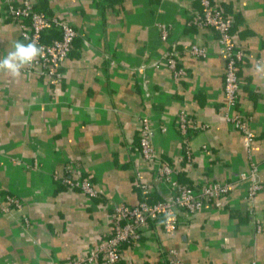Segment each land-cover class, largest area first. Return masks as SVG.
I'll return each mask as SVG.
<instances>
[{"label":"crops","instance_id":"obj_1","mask_svg":"<svg viewBox=\"0 0 264 264\" xmlns=\"http://www.w3.org/2000/svg\"><path fill=\"white\" fill-rule=\"evenodd\" d=\"M29 1L72 23L78 38L57 86L23 71L19 78L0 72V194L19 199L30 222L24 229L19 213L0 212V264H65L87 254L108 236L112 205L139 201L137 173L155 186L157 199L169 197L157 164L139 152L142 115H149L158 156L174 164L179 182L229 181L255 164L264 183V76L253 71L264 61V0H212L236 19L237 44L250 57L239 72V110L254 134L249 144L223 116L224 59L215 32L187 24L193 0ZM17 40L24 42L0 0V57ZM170 43L207 52L180 54L186 74L178 83L161 60ZM180 111L199 127L189 137L191 165L177 160ZM67 165L92 183L98 199L54 181ZM243 192L244 185L222 204L204 205L172 236L160 222L147 223L121 246V263L169 264L166 252L175 250L186 264H264V189L255 196L254 219L239 200Z\"/></svg>","mask_w":264,"mask_h":264},{"label":"built area","instance_id":"obj_2","mask_svg":"<svg viewBox=\"0 0 264 264\" xmlns=\"http://www.w3.org/2000/svg\"><path fill=\"white\" fill-rule=\"evenodd\" d=\"M199 8L188 4L187 24L195 27L212 29L217 37L218 52L224 59L223 96L226 109L224 118L233 130L242 133L247 141L254 140L250 129V117L239 110L240 76L239 72L245 61L250 57L247 51L239 46L236 41L237 23L233 16L225 14L212 0H196ZM5 14L13 20L20 29L24 42L36 41L44 47L45 56L39 58L34 64L22 71L46 79L48 84L57 86L63 81L62 66L73 49V44L78 38V31L72 23L64 18L46 14L33 6L29 0H1ZM235 27V28H234ZM169 28L160 26L161 38L166 40ZM186 53L191 57L205 58V48L196 45L177 49L175 44L166 49L161 60L167 64L175 82H179L186 74L180 66V54ZM155 63H147L146 67H154ZM143 70V66L131 70L132 73ZM1 91V87H0ZM141 127L138 138V148L141 157L147 164H157L156 177L160 184L167 190V200L153 201L151 193L154 187L145 182L143 176L137 173L135 184L140 191V199L135 205L124 202L114 203L111 213V228L95 248L87 254L68 260L65 264H122L121 246L139 237L141 228L148 222H160L163 231L174 235L180 227L187 228L189 219L207 204L219 205L234 191L236 187L244 185V192L239 200L254 219L256 194L264 189V183L257 179L259 167L252 164L249 170L239 173L229 181H215L209 185L187 184L179 182L176 178L178 170L174 164L164 162L158 156L157 148L152 136L153 126L149 115L140 117ZM177 132L180 136L181 155L191 165L193 160L189 150V137L199 127L184 113L176 114ZM163 130V129H162ZM53 179L63 185L77 189L95 199L100 197L88 179L77 178L72 175L71 166H65L62 174H53ZM0 212L3 214L17 212L20 215L19 224L27 229L30 225L27 215L19 199L10 194H0ZM166 215L171 219L166 220ZM256 230L260 225L256 223ZM169 264H186L178 258L175 250L166 252ZM250 264H256L253 260Z\"/></svg>","mask_w":264,"mask_h":264},{"label":"clouds","instance_id":"obj_3","mask_svg":"<svg viewBox=\"0 0 264 264\" xmlns=\"http://www.w3.org/2000/svg\"><path fill=\"white\" fill-rule=\"evenodd\" d=\"M44 47L36 41L13 42L12 50L6 56L0 57V72H6L11 78H19L22 70L34 64L39 58L45 56ZM255 74L264 76V61H258L253 66ZM171 217L166 215V220Z\"/></svg>","mask_w":264,"mask_h":264},{"label":"trees","instance_id":"obj_4","mask_svg":"<svg viewBox=\"0 0 264 264\" xmlns=\"http://www.w3.org/2000/svg\"><path fill=\"white\" fill-rule=\"evenodd\" d=\"M192 6L194 7V8H199V6H198V3H197V1L196 0H193V3H192ZM235 21H236V19H235ZM237 23V22H236ZM190 27H195L194 25H189ZM235 28V27H234ZM237 28V27H236ZM77 40V39H76ZM75 40V41H76ZM171 45L167 48V49H171L172 47H173V44L172 43H170ZM187 184H189V185H191L190 184V182H187ZM153 187H154V191L151 193V197H152V199H153V201H158V200H167L168 199V197H165V198H159V199H157L156 198V188H155V186L153 185Z\"/></svg>","mask_w":264,"mask_h":264},{"label":"water","instance_id":"obj_5","mask_svg":"<svg viewBox=\"0 0 264 264\" xmlns=\"http://www.w3.org/2000/svg\"><path fill=\"white\" fill-rule=\"evenodd\" d=\"M243 208H245V207L243 206Z\"/></svg>","mask_w":264,"mask_h":264},{"label":"rangeland","instance_id":"obj_6","mask_svg":"<svg viewBox=\"0 0 264 264\" xmlns=\"http://www.w3.org/2000/svg\"><path fill=\"white\" fill-rule=\"evenodd\" d=\"M149 223V222H148Z\"/></svg>","mask_w":264,"mask_h":264}]
</instances>
